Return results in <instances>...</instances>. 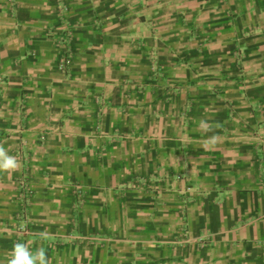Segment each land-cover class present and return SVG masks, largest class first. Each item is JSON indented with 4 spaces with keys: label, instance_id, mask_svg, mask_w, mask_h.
Instances as JSON below:
<instances>
[{
    "label": "crops",
    "instance_id": "0c3cea01",
    "mask_svg": "<svg viewBox=\"0 0 264 264\" xmlns=\"http://www.w3.org/2000/svg\"><path fill=\"white\" fill-rule=\"evenodd\" d=\"M0 147V264H264V0H0Z\"/></svg>",
    "mask_w": 264,
    "mask_h": 264
},
{
    "label": "clouds",
    "instance_id": "9594fccd",
    "mask_svg": "<svg viewBox=\"0 0 264 264\" xmlns=\"http://www.w3.org/2000/svg\"><path fill=\"white\" fill-rule=\"evenodd\" d=\"M16 167L15 159L8 156L4 148L0 147V168L7 170L15 169ZM10 264H46V259L42 250L37 254H30L24 245L16 244Z\"/></svg>",
    "mask_w": 264,
    "mask_h": 264
},
{
    "label": "built area",
    "instance_id": "2783aa9c",
    "mask_svg": "<svg viewBox=\"0 0 264 264\" xmlns=\"http://www.w3.org/2000/svg\"><path fill=\"white\" fill-rule=\"evenodd\" d=\"M69 33H70V32H69ZM67 61H68V58H62V60H61V62H60V69H61L62 72H67V70H68V67H67V63H68V62H67ZM79 188H80V187H79ZM79 188L77 189V191H78V192H81V190H80ZM191 190H192V188H191V187H188V188L186 189V192H190ZM20 230L22 231V233L25 234L23 245H24L25 247H26V246H29L30 242H29L28 239H26L27 236L30 234L29 230L27 229L26 226H23ZM25 239H26V240H25ZM202 241H204V238H202Z\"/></svg>",
    "mask_w": 264,
    "mask_h": 264
}]
</instances>
